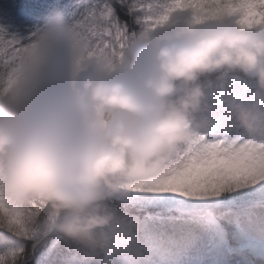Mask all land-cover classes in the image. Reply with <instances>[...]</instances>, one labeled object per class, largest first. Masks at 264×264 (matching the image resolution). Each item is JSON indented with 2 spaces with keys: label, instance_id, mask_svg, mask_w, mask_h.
<instances>
[{
  "label": "snow or ice",
  "instance_id": "obj_1",
  "mask_svg": "<svg viewBox=\"0 0 264 264\" xmlns=\"http://www.w3.org/2000/svg\"><path fill=\"white\" fill-rule=\"evenodd\" d=\"M51 7L24 35L0 25V115L6 107L21 114L81 58L141 55V34L181 13L264 29V0H57ZM211 79L207 124L163 172L123 183L107 201L121 221L114 254L40 233L29 217L47 216L41 202L23 209L0 197V264H264V136L250 135L225 106L226 97L248 99L255 86L239 74Z\"/></svg>",
  "mask_w": 264,
  "mask_h": 264
},
{
  "label": "clouds",
  "instance_id": "obj_2",
  "mask_svg": "<svg viewBox=\"0 0 264 264\" xmlns=\"http://www.w3.org/2000/svg\"><path fill=\"white\" fill-rule=\"evenodd\" d=\"M201 15L181 13L142 33L139 56L77 60L19 115L6 107L0 197L23 209L41 202L47 216L29 217L36 231L114 254L121 221L107 201L123 183L163 172L207 124L213 76L254 83L248 99L228 96L225 106L250 135L264 136V29Z\"/></svg>",
  "mask_w": 264,
  "mask_h": 264
},
{
  "label": "rangeland",
  "instance_id": "obj_3",
  "mask_svg": "<svg viewBox=\"0 0 264 264\" xmlns=\"http://www.w3.org/2000/svg\"><path fill=\"white\" fill-rule=\"evenodd\" d=\"M25 3H22V7L18 9L19 4L22 0H11L9 3L6 0H0L1 8L7 7L11 10L13 18L9 29L7 30L9 34L18 33L20 35L26 34L28 30L31 29L38 21L43 22V18L48 15L47 10L44 5L47 4V8L52 9L51 5L55 4L57 0H45L37 1L34 0V3L38 2L40 6H35L31 8V0H24ZM63 0H61L62 2ZM49 11V14L52 12Z\"/></svg>",
  "mask_w": 264,
  "mask_h": 264
},
{
  "label": "trees",
  "instance_id": "obj_4",
  "mask_svg": "<svg viewBox=\"0 0 264 264\" xmlns=\"http://www.w3.org/2000/svg\"><path fill=\"white\" fill-rule=\"evenodd\" d=\"M68 2H75V0H68ZM9 13H10V12H9L7 9H4V11H3L2 13H0V15H1V17H2V18L0 19V21L5 23L4 20H7ZM3 19H4V20H3Z\"/></svg>",
  "mask_w": 264,
  "mask_h": 264
}]
</instances>
